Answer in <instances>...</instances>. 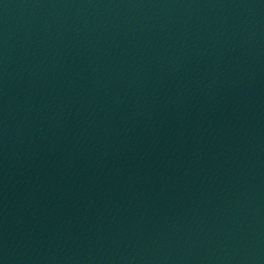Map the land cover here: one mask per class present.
<instances>
[{
    "label": "water",
    "instance_id": "1",
    "mask_svg": "<svg viewBox=\"0 0 264 264\" xmlns=\"http://www.w3.org/2000/svg\"><path fill=\"white\" fill-rule=\"evenodd\" d=\"M0 264H264V0H0Z\"/></svg>",
    "mask_w": 264,
    "mask_h": 264
}]
</instances>
